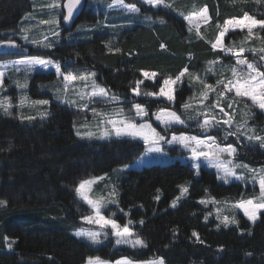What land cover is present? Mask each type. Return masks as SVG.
Returning a JSON list of instances; mask_svg holds the SVG:
<instances>
[{
    "label": "trees",
    "instance_id": "trees-1",
    "mask_svg": "<svg viewBox=\"0 0 264 264\" xmlns=\"http://www.w3.org/2000/svg\"><path fill=\"white\" fill-rule=\"evenodd\" d=\"M140 1L125 3H135L140 15L151 17L150 25L134 23L113 40L111 33H95L83 40H61L51 49L25 47L23 54L95 72L98 84L125 100L132 98L131 88L140 80L141 70L158 74L153 83L141 84L142 93L157 92L165 77H173L185 67L198 72L206 61L228 57L209 47L217 33L216 23L239 18L245 11L264 19V3L257 0H168L175 11L154 10ZM180 5L188 9L193 5L190 10L207 7L210 23L199 29V36L177 15ZM30 10V0H0V39L17 31ZM102 14V10L86 6L74 23L90 25L102 20ZM161 18L165 23L159 22ZM256 33L264 37V30ZM245 38L241 32L230 33L225 43L231 47L238 41L243 47ZM105 45L121 51L109 52ZM14 55L20 54L1 53L0 61ZM55 81L52 73H34L29 79L28 97L49 101L45 118L29 124L0 116V199L8 202L0 207V264H85L97 257L110 262L128 257L137 262L163 258L166 264H264V211L254 224L238 216L236 226L217 229L215 220L205 219L209 209L199 202L205 197L236 201L249 195L251 188L224 185L202 170L195 177L191 168L178 162L129 169L116 176L118 207L109 208L106 215L115 213L112 218L121 225L133 221L131 229L147 247L116 249L110 237L95 247L77 239L72 231L83 226L81 217L90 212L77 198L75 186L82 180L113 176L114 171L133 163L142 147L125 140L77 139L74 124L85 117L84 111L58 103L40 89ZM188 93L190 89L183 86L175 100L183 102ZM135 102L149 114L157 107H170L142 97ZM237 159L250 166L264 165V149L242 145ZM184 185L188 191L180 197ZM177 197L176 206L171 207ZM193 231L203 243L192 236ZM5 236L15 241L12 249L6 247Z\"/></svg>",
    "mask_w": 264,
    "mask_h": 264
},
{
    "label": "snow or ice",
    "instance_id": "snow-or-ice-1",
    "mask_svg": "<svg viewBox=\"0 0 264 264\" xmlns=\"http://www.w3.org/2000/svg\"><path fill=\"white\" fill-rule=\"evenodd\" d=\"M144 5H148L152 8L163 7L166 9H172L175 11V8L168 0H142ZM257 3H264V0H257ZM78 5H81V0H51L50 3L46 5L49 9H66V14L63 15V20L68 22L74 16V10H77ZM110 8H122L126 10L128 13H139L141 9L137 7L135 3H125V0H112V3L109 4ZM183 16V19L189 24V31H192V22L194 17L199 16L200 19L207 22L210 17L208 15V9L205 6L198 13H189L185 15L183 12L180 13ZM151 19V17H147ZM159 22L161 24L165 23L164 19H160ZM41 24H49V25H57L58 21L55 16L51 17L48 20H41ZM218 34L215 37V41L212 42L211 47L213 50H219L224 52L226 55L230 54L235 58V64L224 66L231 73L229 78H225L223 73H221V78L217 79L216 84H208L205 82L202 76L197 75L195 73H190L188 68L185 67L182 69L175 77H166L161 82V86L158 92H141L140 86L143 83L141 80L136 81L135 87L131 88V91L134 96H153V97H164L167 101L173 102L175 100V88L174 86L181 82L182 78L188 74L190 79L194 81H198L203 85V90L200 92V100L199 104L203 105L202 110H197L195 116L187 117L188 120H196L197 128L203 132H209V129L219 128L223 125H235V130L233 131L231 127L226 131L227 136H240L246 135V138L249 142H256L259 144V147L264 148V135H259L255 133V130L251 127H248L247 119H244L240 123H236L234 121L235 109L233 107L234 104L238 103L240 100H250L251 106L257 107L260 110L264 111V55L259 56V62L249 61L243 54L246 51L256 52V49H246L245 47L236 48L235 44L231 47H226L223 43L226 35L230 30L234 31L236 29H240L241 31L247 30V39L248 37H252L256 35L259 37V33H254V29L264 30V19H257L255 16L250 15L247 11L243 12V15L239 18L232 17L224 19L223 24L217 23ZM197 35H200L199 25H196ZM29 28H21V33L23 34L22 38L28 40V32ZM53 35H59L58 32L53 31ZM261 40H264V37H259ZM46 39V38H45ZM31 43L40 45L44 48H51V43H44L43 40H31ZM0 46L8 47V48H17L19 47L16 42L9 36L7 39H0ZM108 47L109 52H120L119 48H112L109 45H105ZM165 46L161 44V48ZM261 53H264V47L259 49ZM220 63V58L217 57L216 60L209 61L208 66L205 69V72H214V66ZM41 66L43 68H48L50 65L55 69V73L58 77H62L63 82V92L65 95L63 97H59L62 102L68 103L70 105L77 103L74 100L68 99L67 94L70 88H73L76 82H83V87H75L74 94L79 96L80 101H84L87 99L88 101H92L93 98H99L101 100H105L108 102H118L120 97L111 94L110 90L105 88L104 86L98 84L95 80L96 73L92 71H81L79 73L73 71L62 70V66L59 62H53L51 59H42L39 56H26L25 58L18 59L9 64H0V69H6L8 67H12L15 71H20L21 68L19 66H23V70L26 73H30L33 71L34 66ZM142 75L146 79L155 80L157 77L156 72H149L141 70ZM3 77L4 72L0 71V88L3 87ZM17 86L21 89L26 87L25 83L16 82ZM91 89L90 91H86V89ZM57 92H60V89H57ZM209 92L215 93L216 99L212 101L210 105L204 104V101L209 99ZM234 93V96H229L228 94ZM223 99L228 100V108L232 110V112L225 111L223 107L220 106V102ZM27 97H21V105L25 103ZM193 98L190 97L189 101H186L182 108L185 111H188L191 108ZM32 105H47L49 104L48 100H34L31 101ZM131 108L128 109L129 114H125V109L123 107L115 108L112 113L107 112H98L95 108L92 109L93 115L99 117V121L97 124V133L92 131H86L81 133L77 131V136L81 138L87 137L89 139L94 136L98 139H107L110 136H115L117 138L120 137H129L132 140H140L144 144V151L142 153V157L148 156L150 153H162L163 148L161 146V142H164L168 145L178 144L180 147L188 150L190 152V160L191 167L193 169L198 170L203 163L209 168H214L217 171L218 178L223 180L224 183H228L230 178H235L236 180H244V175H237L235 169L243 168L247 170L248 173L251 174V179L253 181L258 182L259 185V194L249 199H241L240 201L231 205L233 209H240L243 211V214L250 222L255 223V221L259 218L261 210H264V167L259 169H254L249 167L247 164L236 163L234 161L235 154L237 149L232 144L222 145L218 142L217 138L212 135H207L206 137H201L200 135H189L184 132H181L179 135L173 133L171 139H165L164 135H161L160 132L157 131L156 127L153 126L148 120L144 119L149 116L148 110L140 103L135 101H131ZM87 103H83L80 105L82 108H86ZM246 107H249L247 104ZM11 107L10 101L7 97L3 100H0V108H3L6 114L11 115L8 109ZM219 108L220 113L217 114L215 109ZM134 111V116L131 113ZM38 115L44 117L47 115L46 112H38ZM245 116H249L250 113H245ZM203 117V119H199V117ZM219 116V118H218ZM139 117V121L136 119ZM151 117L155 119V121L159 122L160 125H163L165 130L167 131L173 125L180 124L186 125L185 119L181 118V115L177 114V112L170 108H160L155 112L151 113ZM21 119L32 120L34 117L27 116L21 117ZM241 129H244V132H241ZM250 133V134H249ZM225 155L228 159H225ZM124 168L129 167V165L125 164ZM101 177H97L94 179H86L82 180L75 186V194L82 201H84L92 210V214L82 216L81 219L88 224H95L101 229V231H93L91 229L84 230L79 229L75 232V235L78 237H85L92 243H99V237L104 235L105 238L109 235L107 232H103L102 230L105 228H110V234L116 238L115 243L117 245L120 244H128L132 248H144L147 247L146 243L139 237L136 236L130 225L133 221L128 220L126 223L121 225L117 222V220L113 219L112 216L115 213H112L111 216H105L102 214L101 209L106 207L107 204L118 203L115 199L116 190L113 188L112 192L109 194L108 198L103 196H99L93 198L89 195L91 191V186ZM160 190L157 189V192ZM188 191V188L185 186L180 187V195L183 196ZM180 197L174 199L171 203L172 206L175 207L177 200ZM155 199H159V196H156ZM201 204L206 203L204 199L199 201ZM215 203V201H212ZM7 201L4 199H0V207H6ZM127 215V213H125ZM210 215V213H209ZM220 218L219 210L218 216ZM143 224V221H140ZM221 223L225 227L229 224H238L235 215L231 218L227 215L223 216ZM135 236V238H133ZM192 236L196 237L197 241L203 243L200 240L197 232L193 231ZM6 247L8 249H12L14 240H10L7 236L4 238ZM246 255H251V253H246ZM87 264H109L108 261H103L97 258H89ZM115 264H166L163 258H158L150 261L137 262L128 257H122L121 259L115 261Z\"/></svg>",
    "mask_w": 264,
    "mask_h": 264
},
{
    "label": "rangeland",
    "instance_id": "rangeland-1",
    "mask_svg": "<svg viewBox=\"0 0 264 264\" xmlns=\"http://www.w3.org/2000/svg\"><path fill=\"white\" fill-rule=\"evenodd\" d=\"M51 0H30L31 4V10L28 12V14L25 15V17L22 19L21 24L18 27V30L12 33H6V36H10L19 47L15 49L14 51L11 52V54H20V55H14L11 59L3 60L0 61V64H9L11 65L13 61L25 58L27 55H24L23 52L27 50V48H36V49H51V48H44L40 45H36L31 43V40L36 39V40H43L44 43H51L52 47L56 46L61 40L67 41H77V40H83L87 39L89 36L95 33H111L112 34V40L115 38V35L119 32H122L125 28H129L132 24L138 23L141 25H150L152 24V20L148 19L147 16L140 15L139 13H128L126 10L122 8H110L109 4L112 3V0H86V6L92 7L95 9V11L102 10V16L103 19L100 20L99 22H95L92 24H73L71 27H66L65 25H62L63 22V11L62 7L59 9H49L46 7L48 3H50ZM63 2V0H62ZM142 2V0L140 1ZM146 7H149L151 9H166L163 7L159 8H152L148 5H145ZM194 8L193 5H190V9ZM187 8L185 5H180V11H177V15L181 17V19L184 21L186 28L189 29V24L187 21L183 19V16L180 15L181 12H183L185 15L189 13H198L202 8L200 9H195V10H190ZM172 10V9H171ZM188 10V11H187ZM55 16L58 24L57 25H49V24H41V20H48L51 17ZM210 23V19L205 22L202 19L199 18V16L194 17L193 22H192V31L197 33L196 25H199L200 28L206 29L207 25ZM219 24H223V22H220ZM215 28H217V23L214 25ZM21 28H29L30 31L28 32V40H25L22 38L23 34L21 33ZM107 28V29H106ZM124 28V29H123ZM258 30L254 29L253 32L256 33ZM53 31L58 32L59 35H53ZM236 32H241L242 34H246L247 37V30L241 31L240 29H236L234 31L230 30L229 33L226 35L225 39L228 37L230 33H236ZM8 34V35H7ZM218 34V28H217V33ZM215 35V37H216ZM215 37L212 42L215 41ZM46 38V39H45ZM225 39L223 41L224 45L226 47H230L225 43ZM212 42L209 44V47L211 49V52H220L222 54V57L226 58H220V63L216 64L214 66V72H205V69L208 66L209 61L213 60H208L206 63H203L202 69L199 68L198 72H190V73H195L197 75H200L203 77L206 83L215 85L217 79L221 78V73H223L225 78H229L231 76V73L228 69H226L224 66L226 65H232L235 64V58L231 56L230 54H225L224 52L217 50H213L211 47ZM235 46H240V42L235 41L234 42ZM245 47L246 49H256V52L253 53L252 51H246L243 56L246 57L249 61H254V62H259V56L264 55V53H261L259 49L261 47H264V44L258 40V37L256 35H253L252 37H248L245 41ZM27 47V48H25ZM47 60L46 58H42ZM216 60V59H215ZM53 61V60H52ZM56 62V61H53ZM62 70L66 71H73L76 73H79L81 71H90L88 69H71L68 66V63L61 64ZM21 68L20 71H15L14 68L8 67L6 69H0V71L4 72V77H3V87L0 88V100H3L5 97H7L10 101L11 107H9L8 111L11 113V115L6 114L3 110V108H0V116H9V117H14L18 120H20L23 123H29V124H34L35 122L39 121L40 119L45 118L47 115L44 117H41L38 115V112H46L47 113V105H32L31 101H34L33 99H30L28 97V83L30 76L33 75L34 73H44V74H54L56 81L53 82L52 84L49 85H41L40 89H43L44 91L49 92L54 101L62 104H66L70 106L74 110H81L84 111L85 115L83 114L82 116H85L83 118H80L79 120L76 121L74 124V133L77 139L82 140V141H88V142H97V141H108V140H125V141H132L137 144H139L142 147V153L144 151V144L140 140H132L129 137H120L117 138L114 135L108 137L107 139H98L95 136L91 139L84 137L81 138L80 136H77L76 132L80 131L81 133L86 132V131H92L94 133H99L97 132V124L99 121V117L94 116L92 109L95 108L98 112H107V113H112L115 108L123 107L125 109V114L128 113V109L131 108V101H135L137 98H146V99H151L155 101H160L162 104L168 105L170 109H173L177 112V114L181 115L182 119H185L186 125H180L176 124L173 125L170 129L167 131L165 130L163 125H160L159 122L155 121L153 117H151V113L157 111L158 107L150 112L148 117H145L144 119L148 120L150 123L153 124L154 127H156L157 131L161 133V135L165 136V139H171L173 133L179 135L181 132H184L189 135H200L202 138L206 137L207 135H212L217 138L218 142L222 145L226 144H232L236 149L237 152L234 157V161L236 163H243L239 159H237L238 156V147L240 146H259L258 143L256 142H249L246 138V135H240V136H227L226 137V131L228 130L229 127L232 128V130H235V125H223L222 127L219 128H212L209 129V132L203 133L197 128V123L196 120H188L187 117L189 116H195L197 110H202L203 105L199 104L200 100V92L203 90V85L199 83L198 81H194L190 79L188 74H186L181 82L176 84L174 86L175 92L174 95L176 94L177 91L182 89L183 86L186 87V89H190L191 93L189 94V98L192 97V105L191 108L188 111H185L184 108H182V105L186 102L189 101V98H184L183 102H178L174 100L173 102L167 101L164 97H153V96H134L132 91H131V99H125L123 97H120V100L118 102H108L105 100H101L99 98H93L92 101H88L85 99L84 101H80L79 96L74 94V88L75 87H83V82H76L73 86V88H70L67 97L68 99L74 100L77 103L75 104H68L65 102H62V100L59 97H63L65 93L63 92V82H62V77H58L55 73V69L50 65L48 68H43L39 65L34 66L33 71L30 73H26L23 70V66H19ZM175 77V76H173ZM166 78V77H165ZM140 80L145 82L148 81L150 83H153L154 80L152 79H146L143 75L142 72L140 73ZM17 81L20 83H25L26 81V87L21 89L17 86ZM163 81V80H162ZM136 85V84H135ZM135 85L133 87H135ZM141 88V86H140ZM57 89H60V92H57ZM91 89H86V91H90ZM141 90V89H140ZM159 89L157 90V92ZM142 92V91H141ZM111 95V94H110ZM229 96H234V93L228 94ZM21 97H27V100L23 105H21ZM216 99L215 93L209 92V99L207 101H204V104L210 105L213 100ZM87 103L86 108L80 107L81 104ZM248 105L249 107H246L245 105ZM220 106L225 109V111L232 112L231 109L228 108V100L223 99L220 102ZM235 109V115H234V121L236 123L242 122L244 119H247V124L248 127H251L255 130L256 134L259 135H264V111L260 110L257 107L251 106V101L250 100H240L238 103L233 105ZM215 112L217 114L220 113V109L216 108ZM245 113H250L249 116H245ZM134 111L131 113V115L134 116ZM27 116H32L34 119L32 120H27V119H21V117H27ZM219 118V116H218ZM139 121V117L136 118ZM199 119H203V117H199ZM244 129H241V132H244ZM250 134V133H249ZM243 142V143H242ZM161 146L163 148L162 153H150L146 157H142V153L140 156L129 165V167L124 168L121 167L120 169L114 171L112 174L113 176L108 175V176H101L102 179L97 180L92 186H91V191L89 193L90 196L93 198L103 196L105 198L109 197V194L112 192L113 188L116 190V195L115 199L118 202V197H119V191L116 188L117 180L116 176L120 174V172L127 171L129 169H141L145 166L149 165H155V164H170L173 162H178L180 164L186 165L189 168H191L194 173L195 177H198L199 172L202 171H207L209 173L214 174L216 177L217 181L219 183H222L224 185H229L232 183H238L242 186L243 189H246L247 187L251 188V193L249 195H244L240 199L236 201H232L229 199H222V200H216L210 197H205L204 200L206 203L202 204L205 209H209L208 213L206 214V220L209 218H212L216 222V228H228L232 226H236V224H229L227 227L221 223V220L223 219V216L227 215L230 218L235 215V218L238 216H241L245 221L249 222L250 224H254L253 222H250L247 217L244 216L243 211L240 209H233L231 207L232 204L240 201L241 199H249L253 198L254 196H257L259 194V185L258 182L253 181L251 179V174L247 172V170L240 168V169H235V172L237 175H244L245 179L244 180H236L234 177L230 178L228 183H224L223 180L218 178V174L216 169L214 168H209L203 163L201 164L200 169L197 170L193 169L191 167V160H190V152L188 150H185L184 148L180 147L178 144H173V145H168L164 142H161ZM264 149V148H262ZM225 159H228V157L225 155ZM245 164V163H243ZM251 168L254 169H259L261 167H264V165H257V166H250ZM186 187V185H184ZM184 196V195H183ZM180 195V197H183ZM88 209H89V215L92 214V210L87 205L84 201H82L79 197H77ZM215 201L213 203L212 201ZM178 201V200H177ZM177 204V203H176ZM117 208L118 203L112 204L109 203L107 204L106 207L101 209V212L103 215H106V211L109 210V208ZM171 207L172 203H171ZM218 210H219V215L220 218L218 219ZM264 210H261V212ZM210 213V215H209ZM259 215V214H258ZM256 222V221H255ZM83 226L80 227L79 229H84V230H93V231H101L99 227L95 224H88L82 220ZM79 229H76L72 231V234L79 240L85 241L91 246H99L101 243H103L105 240H107L108 237H110L113 240V248H124V247H129L132 248L128 244H120L117 245L115 243L116 238L110 234L111 229L110 228H105L102 231L109 233V235L105 238L104 235H101L99 237L100 242L99 243H92L85 237H78L75 235V232ZM135 238V237H133ZM121 259V258H120ZM89 260V259H88ZM87 260V261H88ZM119 260V259H118ZM87 261L85 264H87ZM117 261V260H116ZM109 264H115L114 262L108 261Z\"/></svg>",
    "mask_w": 264,
    "mask_h": 264
},
{
    "label": "water",
    "instance_id": "water-1",
    "mask_svg": "<svg viewBox=\"0 0 264 264\" xmlns=\"http://www.w3.org/2000/svg\"><path fill=\"white\" fill-rule=\"evenodd\" d=\"M85 4H86V0H81V5H78L77 10H74V16L71 18V20L68 21V22L64 21V25L66 27H71L74 24V22L76 21L78 15L80 14V12L85 7ZM64 14H66V9H64ZM13 50H15V48H8V47L0 46V53L10 52V51H13Z\"/></svg>",
    "mask_w": 264,
    "mask_h": 264
},
{
    "label": "bare ground",
    "instance_id": "bare-ground-1",
    "mask_svg": "<svg viewBox=\"0 0 264 264\" xmlns=\"http://www.w3.org/2000/svg\"><path fill=\"white\" fill-rule=\"evenodd\" d=\"M83 9H85V7ZM62 11H63V15H64V9L63 8H62Z\"/></svg>",
    "mask_w": 264,
    "mask_h": 264
}]
</instances>
